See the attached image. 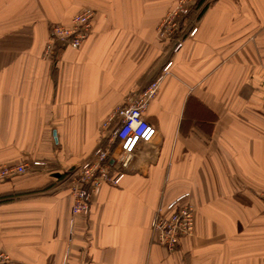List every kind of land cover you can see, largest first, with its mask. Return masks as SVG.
Wrapping results in <instances>:
<instances>
[{"label": "crops", "instance_id": "obj_1", "mask_svg": "<svg viewBox=\"0 0 264 264\" xmlns=\"http://www.w3.org/2000/svg\"><path fill=\"white\" fill-rule=\"evenodd\" d=\"M176 0H0V181L6 264H264V0H215L163 72L159 26ZM95 11L84 43L44 58L51 25ZM160 79L119 185L72 213L69 183L108 115ZM187 194L192 235L159 244L158 207Z\"/></svg>", "mask_w": 264, "mask_h": 264}, {"label": "built area", "instance_id": "obj_2", "mask_svg": "<svg viewBox=\"0 0 264 264\" xmlns=\"http://www.w3.org/2000/svg\"><path fill=\"white\" fill-rule=\"evenodd\" d=\"M194 0H177L164 16L159 29L158 38L162 43L171 44L174 53L179 52L185 43L183 38L182 19L190 14ZM95 11L86 8L74 15L70 23L51 25L49 38L44 50V58L51 59L59 43L78 48L89 37ZM197 27L189 32L195 35ZM172 65L169 61L163 68L168 72ZM160 88V79H154L145 89L130 94L123 104L118 105L105 119L101 132L102 144L95 150L93 157L81 165L70 177L73 195L72 213H88L91 198L98 193L104 184L119 185L131 156L142 142L148 143L157 134V129L145 118L152 99ZM40 161L32 164L19 162L12 165H0V181L25 174L32 165H40ZM184 194L169 204L170 213H164L158 207L154 213L152 228L155 240L170 250L177 248L180 239L192 235L195 227V209ZM264 198V194H263ZM8 256L0 254V264L8 262Z\"/></svg>", "mask_w": 264, "mask_h": 264}, {"label": "trees", "instance_id": "obj_3", "mask_svg": "<svg viewBox=\"0 0 264 264\" xmlns=\"http://www.w3.org/2000/svg\"><path fill=\"white\" fill-rule=\"evenodd\" d=\"M177 1V0H176ZM215 1V0H194V3L191 7L190 10V14H188L185 18L182 19V29L184 31L183 33V38H188L189 32L191 31L192 28L195 27V25L197 24V22H199V20L201 19L203 13L205 12V10L210 6V4ZM198 30V27H197ZM166 49L168 48V55L164 60V66L169 62L172 61V65H173V55L175 54L172 50V45L171 44H165ZM171 65V67H172ZM170 67V68H171ZM164 72V71H163ZM73 173L69 172L66 173V175L63 176V178H61V181H64L66 183H69L70 177ZM10 194H3L0 195V202H4L6 200H8Z\"/></svg>", "mask_w": 264, "mask_h": 264}, {"label": "rangeland", "instance_id": "obj_4", "mask_svg": "<svg viewBox=\"0 0 264 264\" xmlns=\"http://www.w3.org/2000/svg\"><path fill=\"white\" fill-rule=\"evenodd\" d=\"M169 71H170V70H169ZM169 71H168V72H169ZM168 72H164V73L166 74V73H168Z\"/></svg>", "mask_w": 264, "mask_h": 264}]
</instances>
